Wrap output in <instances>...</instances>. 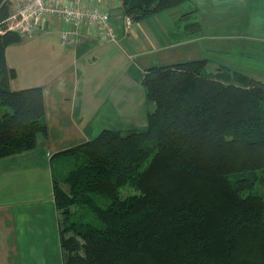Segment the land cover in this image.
Listing matches in <instances>:
<instances>
[{
	"label": "trees",
	"instance_id": "trees-1",
	"mask_svg": "<svg viewBox=\"0 0 264 264\" xmlns=\"http://www.w3.org/2000/svg\"><path fill=\"white\" fill-rule=\"evenodd\" d=\"M191 1L122 0L110 15L153 21ZM12 5L0 0V160L49 132L43 88H11L6 49L23 38L10 30ZM182 21L188 34L202 30ZM210 67L148 68L156 110L146 127L103 130L53 155L64 264H264V82Z\"/></svg>",
	"mask_w": 264,
	"mask_h": 264
},
{
	"label": "crops",
	"instance_id": "crops-1",
	"mask_svg": "<svg viewBox=\"0 0 264 264\" xmlns=\"http://www.w3.org/2000/svg\"><path fill=\"white\" fill-rule=\"evenodd\" d=\"M190 8L198 11L202 24V30L195 34H188L172 19L181 12L179 9L166 14L172 23L169 29L148 20L144 22L151 25L145 26L146 30L141 24L131 23L125 31V19L119 14L114 15V24L122 21L124 34L135 35V49L145 51L140 55L172 48L173 41L168 43L165 38L168 34L172 40L179 38L178 46L200 42L199 59L217 66L230 69L225 61L228 57L258 64L264 60V0H193ZM48 23L36 36L23 37L14 44L30 41L25 47L26 62L10 67L16 71L11 88H43L49 132L47 137L38 136L35 150L0 160V193L4 188L2 178H6L2 175L10 177L13 172L14 177L10 184L12 195L0 199V264H64L62 215L54 200L52 157L96 137L99 126L128 129L125 117L130 110H136L135 100L128 97L136 83L127 75L132 57L127 39L118 44H101L82 31L73 37V42L63 45L62 33L73 31V26L53 19ZM141 30L146 35L143 41L138 35ZM248 43L252 51L237 48ZM111 46L120 52L114 53L108 48ZM88 54L93 56L89 58ZM16 81L20 87L15 88ZM136 116L141 125L133 124L137 127L129 129L146 127L148 116L146 123H142L144 116Z\"/></svg>",
	"mask_w": 264,
	"mask_h": 264
},
{
	"label": "rangeland",
	"instance_id": "rangeland-1",
	"mask_svg": "<svg viewBox=\"0 0 264 264\" xmlns=\"http://www.w3.org/2000/svg\"><path fill=\"white\" fill-rule=\"evenodd\" d=\"M18 1L19 0H12V2H13L12 10H13L14 14H17L20 10V7H19L20 2H18ZM18 3H19V6H18ZM14 5L17 8L16 10L14 8ZM190 7H191V2H188V3H186L180 7L181 12H178V13L172 15V17H173L172 19L177 21L176 24H180L181 26H184L185 22H183L182 19L185 18L186 16L189 17V22H194V21L198 20V18H199L198 17V11L196 9L194 10V8H190ZM189 13H190V15H188ZM114 14H116V13H114ZM157 16H160V17L159 18L154 17V18H156V19H154L155 25L156 26L165 25V27L167 29H169V26H171L172 23L170 22L169 17H167L166 13H162V14H159ZM20 18L21 17H18V19H20ZM10 24H11V26L15 24L14 19L11 20ZM138 24H141L144 30L147 29L145 26L151 25V24H146V22H144V21L141 23H138ZM116 27H117L118 32L120 33L121 40L127 39V42L131 46L130 49L128 48V51H129L128 54L131 55L132 57H131V60L129 61L130 66H128V68H127V72H128L127 75H130L131 79L134 80L133 82L136 83L135 90L128 92V94H129L128 97H130L132 100H135V109H136L135 112L130 110L127 113V116L125 117L126 120L129 121V124L127 126V128L129 129L131 127H137V126L141 125V123H138V121H137V120H139V117L137 119L136 114L138 116L139 115L144 116L143 117L144 122H142V123H146L148 113L151 114L156 110L155 104L153 102H149L147 100L146 88L142 84V77L144 75V72L148 68H152V67H162V66H168V65H174V64H180V63H186V62L199 60V56L201 55V52H202V47H201L200 42H193V43H189L186 45L178 46L177 44H178L179 38H177V40H175V38L172 40L170 35L165 34V38H166L168 43L173 41V45H172L173 47L172 48H170L169 50L159 51L156 53L152 52L151 54H148V55H140L142 53H145V51L138 52V50L135 49V45H137L135 35L134 34L129 35L128 33L124 34V28H123V22L122 21L116 23ZM132 33H133V31H132ZM122 35H123V37H122ZM138 35L141 37V41H143V39H146V35L144 34V31L141 30L138 33ZM147 35L150 37L149 32H147ZM29 42H30L29 40L28 41L24 40L21 44L13 45V46H10L7 48L6 60H7V64L9 67H11L17 63H25L26 62L25 47L27 46V44ZM180 42L182 43L184 41H180ZM240 42H246V40H240ZM121 44H122V42H121ZM176 46H178V47H176ZM239 46H237V48H243V49L252 51V47L249 43L239 45ZM108 48H111L112 50H114L113 51L114 53L120 52L117 49V47H115V46H111ZM92 56H93V54L87 55V57H89V58H91ZM187 59H189V60H187ZM125 61H126V59H125ZM225 61L228 63V65L232 71L243 73L245 75H248L249 77L255 78L258 81L264 82V60L261 62V64L247 62L243 59H235L234 57L225 58ZM210 66H211L210 70H209L210 72H213V71L216 72V70L220 67V66L215 65L212 62L210 64ZM14 85H15V88L20 87V86H18L17 81L14 82ZM141 110H142V113H141ZM133 124L137 125V126H132ZM106 128L108 130H115V128H113V126H110V125L99 126L98 131L96 132L95 135L97 136L103 130H107ZM124 129L125 130H123V131L128 130L126 128H124ZM2 176L6 177L8 179L6 181V178H2L4 188H3V191L0 193V199L3 200L6 198H9L12 195L10 193V191H11L10 184H13L14 177H13V172L9 175L10 177H8L7 175H2ZM21 177H23V175ZM10 178H11V180H10ZM259 178H260L261 185L258 188V192H260V194H262L264 196V175H261ZM17 182L18 183L21 182L20 181V175H18V177H17ZM65 188L68 189V187H65ZM129 193L134 194V193H136V190L131 189L129 191ZM72 209L74 210V208H72ZM262 250L264 251V247L262 248Z\"/></svg>",
	"mask_w": 264,
	"mask_h": 264
},
{
	"label": "built area",
	"instance_id": "built-area-1",
	"mask_svg": "<svg viewBox=\"0 0 264 264\" xmlns=\"http://www.w3.org/2000/svg\"><path fill=\"white\" fill-rule=\"evenodd\" d=\"M12 1V0H11ZM122 0H19L20 10L8 19L10 30L22 37H33L53 19L61 24L73 26V31H65L61 35L63 45L73 42L79 31L98 38L102 43H118L121 39L111 10H118ZM91 2L98 5L92 6ZM13 3V2H12ZM15 10L17 9L14 5ZM18 17H21L18 19ZM14 19L15 24L10 22ZM131 20L125 18V31L131 26Z\"/></svg>",
	"mask_w": 264,
	"mask_h": 264
}]
</instances>
